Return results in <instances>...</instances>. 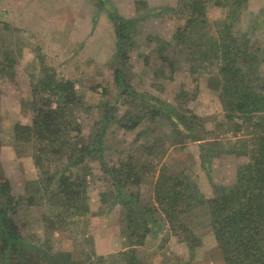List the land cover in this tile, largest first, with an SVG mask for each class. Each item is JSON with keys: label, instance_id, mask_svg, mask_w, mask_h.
Segmentation results:
<instances>
[{"label": "rangeland", "instance_id": "1", "mask_svg": "<svg viewBox=\"0 0 264 264\" xmlns=\"http://www.w3.org/2000/svg\"><path fill=\"white\" fill-rule=\"evenodd\" d=\"M185 1L0 0V176L9 181L13 196L23 195L25 182L37 177L30 148L13 143V127L33 121L31 84L42 75L43 66L52 68L57 78L71 80L81 98L83 104L76 114L80 129L73 134L76 141H86L93 133L104 102L115 108L117 119L127 111L140 117L133 129L110 123L104 133L103 158L108 164L125 160L131 153L144 157L139 145L154 141L163 151L160 163L167 168L190 169L205 198H212L217 186L234 182L237 166L248 161L247 154L223 153L206 167L201 150L207 148V143L218 148L222 142L227 147L237 138L247 137L249 130L242 126L234 131L229 127L232 124L223 123L219 93L209 83L206 72L178 62L170 73L155 49L158 40L171 42L177 28L183 25L187 8L180 2ZM219 1L206 0L205 12L210 22L228 15L229 9L218 5ZM244 4L236 15V27L247 32L261 49L258 73L264 78V0H246ZM112 16L124 20L126 29L122 35L126 38H119ZM118 42L125 45L123 60L116 58ZM5 53L12 54L14 60L2 62ZM117 65L123 71L121 82L136 95H129L128 89L117 84ZM144 105L149 109L172 107L178 114L174 119L189 112L195 116L192 127L198 139L173 134L168 118L162 114L151 116V112L148 116L143 114ZM183 131L188 133L187 129ZM85 162L90 170L86 175L90 212L82 219L81 232H50V243H44L42 248L70 251L76 259L93 252L108 256L116 264L123 261L120 254L127 250L122 236L124 214L119 207L105 212L99 199L105 177L100 162ZM149 187L144 184V190L141 189L144 199L149 196ZM17 222L25 238L38 241L43 237L38 208L21 210ZM193 225L197 238H191L196 244L192 250L163 223L135 248L138 259L143 264H183L184 256L178 255V242H182L187 250L186 264H225L204 216ZM163 226L166 235L161 232Z\"/></svg>", "mask_w": 264, "mask_h": 264}, {"label": "trees", "instance_id": "2", "mask_svg": "<svg viewBox=\"0 0 264 264\" xmlns=\"http://www.w3.org/2000/svg\"><path fill=\"white\" fill-rule=\"evenodd\" d=\"M245 1L220 0L217 4L228 8V15L213 22L206 16V0L180 2L187 8L183 25L171 42L158 40L155 45L170 73L183 62L206 72L209 83L218 90L223 123L232 124L229 127L234 131L242 126L249 130L247 137L237 138L227 147L222 142L218 148L207 143L201 150L206 167L223 153L247 154L248 161L237 166L234 182L217 186L213 197L205 198L190 169L167 168L160 163L163 151L154 141L139 145L144 157L131 153L125 160L108 164L103 158L104 133L110 123L133 129L140 117L127 111L117 119L115 108L104 102L93 133L86 141H76L73 134L80 129L76 114L83 104L81 98L71 80L57 78L52 68L43 66L42 75L31 84L33 121L13 127V143L30 148L37 177L25 182L23 195L13 196L9 181L0 176V264H113L108 256L93 252L76 259L70 251L42 248L50 243V232H81L82 219L90 212L87 159H98L105 176L99 193L105 212L119 207L124 214L122 236L127 250L120 254L123 261L116 264H143L135 248L163 223L192 250L196 244L191 240L197 238L193 224L203 216L225 264H264V78L258 73L261 49L247 32L236 27V15ZM110 19L119 38H126L122 35L124 20ZM124 46L116 44L118 60L125 58ZM3 55L2 62L14 60L12 54ZM114 73L117 84L128 89L129 95H136L121 82L122 67L117 65ZM143 107L147 116L149 112L166 116L173 134L198 139L192 127L195 116L189 112L174 119L178 114L172 107ZM144 184L150 186L145 199L140 193ZM30 207L38 208V224L44 231L38 241L25 238L17 222L20 211Z\"/></svg>", "mask_w": 264, "mask_h": 264}, {"label": "crops", "instance_id": "3", "mask_svg": "<svg viewBox=\"0 0 264 264\" xmlns=\"http://www.w3.org/2000/svg\"><path fill=\"white\" fill-rule=\"evenodd\" d=\"M163 229L161 230V232L163 231L164 232V234L166 235L167 234V230L165 229L166 228V226H163L162 227ZM160 233V232H159ZM158 233V234H159ZM169 233V232H168ZM169 235H170V240H173V236H171V234L169 233ZM149 239V237L148 238H146V240H148ZM176 243H177V241H176ZM178 245H179V252H178V255H179V257L181 258V257H183L184 256V258H182V260L183 261H181V262H183V264H186L187 263V261H188V258H186L185 257V255H186V245L184 244V243H182V242H178Z\"/></svg>", "mask_w": 264, "mask_h": 264}]
</instances>
